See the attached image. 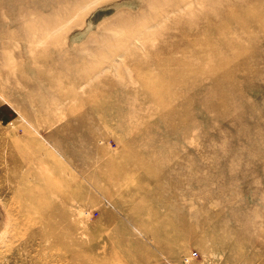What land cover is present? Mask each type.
<instances>
[{
    "label": "rangeland",
    "instance_id": "obj_1",
    "mask_svg": "<svg viewBox=\"0 0 264 264\" xmlns=\"http://www.w3.org/2000/svg\"><path fill=\"white\" fill-rule=\"evenodd\" d=\"M0 264H264V0H0Z\"/></svg>",
    "mask_w": 264,
    "mask_h": 264
}]
</instances>
